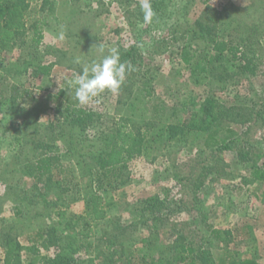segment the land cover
<instances>
[{"label": "rangeland", "instance_id": "rangeland-1", "mask_svg": "<svg viewBox=\"0 0 264 264\" xmlns=\"http://www.w3.org/2000/svg\"><path fill=\"white\" fill-rule=\"evenodd\" d=\"M187 1L177 14L184 1L170 0L151 24L140 20L141 0H27L25 36L11 50L0 48V264H5L7 239L21 243L18 264H32L28 235L51 228L61 237L71 264L72 257L78 259L76 264H88L93 256L96 264H103L111 237L148 251L142 239L149 237L150 229L139 224L140 208L145 199L155 196L164 202L157 207L162 220L152 226L161 239H168L176 228L195 247L211 252L215 264H239L245 258L264 264V180L246 183L250 164L237 156L245 146L253 159L262 161L259 151L264 144V120L258 112L264 101V0ZM177 18L179 28L187 24L198 28L194 25L198 20L216 23L218 37L232 42L246 37V42L254 44L242 53L243 60L232 62L227 56L210 62L205 70L198 68L201 58L191 65L181 60L180 44L151 56V48L163 46L158 42H170L171 24ZM38 24L44 40L33 52L29 44ZM187 42L199 52L206 48L202 39ZM97 43L105 45L104 54L93 47ZM133 45L145 57L142 71L132 79L127 75L117 93L105 91L87 105L79 104L69 82L82 64L100 60L108 48L130 49ZM245 57L251 61L248 69L241 67ZM77 58L81 64L75 63ZM48 62L54 63L49 74L36 71L40 63ZM147 86L153 90L152 96H144ZM17 91H27L30 96L18 98ZM207 97L217 100L232 118L248 122L244 125L220 118L211 123L210 132L192 130L184 137L168 139V124L186 118L197 120ZM161 103L167 109L155 112ZM66 107H81L90 115L69 118ZM22 108L27 113H21ZM116 122L145 134V150L111 177L108 217L96 226L89 240L92 246L82 247V240L72 230H65L64 224L59 225L54 212H82L83 202L74 199L80 187L83 192L92 189V176L79 163L84 161L82 167L91 166L95 171L94 155L104 146L102 134L110 127L116 129ZM213 131L219 140L217 147L208 138ZM233 138L239 142L233 143ZM26 140L33 141L32 145L52 140L62 155V164L46 189L48 199L56 202L46 209L36 187L42 183L21 175L24 162L36 159ZM208 225L231 230L229 240L211 237ZM102 235L106 238L101 241ZM39 251L56 257L53 244L47 249L40 246Z\"/></svg>", "mask_w": 264, "mask_h": 264}, {"label": "trees", "instance_id": "trees-1", "mask_svg": "<svg viewBox=\"0 0 264 264\" xmlns=\"http://www.w3.org/2000/svg\"><path fill=\"white\" fill-rule=\"evenodd\" d=\"M170 0H152L151 6L154 10V17L150 22L153 24L156 19H159L164 7ZM181 0H179L180 2ZM184 1V6L178 9L175 13H180L181 9L186 8L188 1ZM203 3H207L210 0H201ZM48 0H45V3ZM28 2L27 0H0V48L5 50H11L21 37L25 36L28 30ZM139 17L141 21H144V14L139 11ZM182 17V16H181ZM177 22L171 24V39L170 42L164 40L158 42L159 45H163L159 49L157 47L151 48L149 50L151 56L158 54L159 50L164 48L163 51L167 50L170 46H178L180 51L181 60L185 64H192L197 58H201V65L198 64V68L206 69L207 65L212 61H218L222 58L228 56V59L232 62L241 61L244 59V54L247 49L252 48L253 42H246L247 38L242 37L240 41L232 42L229 39L223 37H218L215 28L217 24H209L207 22L198 20L194 25L198 28L192 27L187 24L186 27L179 28L178 18ZM256 28V27H255ZM256 30V29H255ZM254 30V31H255ZM187 39L199 40L202 39L206 45L202 51L199 49L193 50L192 44L187 42ZM44 40V33L41 26L35 25L33 30V35L30 41V48L35 49L33 52H37L38 48ZM183 43V44H181ZM169 46V47H168ZM153 47V46H152ZM121 62H131L137 69L134 72L128 74V79H132L137 76L138 73L142 71L144 65V55L138 53V47L133 45L130 49L120 48L119 50ZM175 51H172V55ZM246 62L241 64L243 69L250 68V59L246 57ZM54 63H40L37 66V72L42 74H49ZM215 67H212L213 70ZM130 75V76H129ZM144 92H146L145 97L152 96L153 90L151 87H145ZM19 92V91H17ZM30 96L27 91L19 92L17 97L22 98L23 96ZM260 104V111L258 116H261L264 120V101ZM222 105L217 102V100L207 97L202 102V109L197 114L198 119L191 120L186 118L183 122L172 121L168 124L166 129V136L168 139L184 137L193 131H207L210 132L211 123L216 119H228L235 122H241V124L246 125L247 120L238 121L232 118V114L226 110H222ZM219 107L220 110L215 111V108ZM167 106L164 104H158L155 106V112H164ZM21 113H27L26 109H21ZM65 111L68 113V117L72 118L75 116L77 119L82 117H89L90 113L81 107H66ZM174 115L176 112L173 113ZM239 116V114H237ZM77 119V120H78ZM209 120V121H208ZM115 127H110L108 132L102 134L104 139V146L102 150L94 155V159L97 163V168L92 169L88 166L86 168L82 167V162H80L81 169L86 172V174L91 173L92 178L90 179V186L92 189L90 191H84L82 187L77 189V196L75 201L81 200L84 204L83 210L80 213H72L68 215L67 209H59L55 215L59 218V225L64 224L65 230H72L79 240H82V247L92 246L90 239L94 236L95 228L98 223L108 217V193L109 187L111 185V177L118 174L119 169L129 163L136 157L141 156L145 150L146 136L145 134H138L130 128L126 123L116 122ZM233 132V130L231 129ZM59 134L62 136L63 131L59 130ZM235 134V131L232 135ZM231 135V136H232ZM241 136V135H240ZM208 138L215 143L217 147L219 145V140L215 137V131L208 135ZM232 142L238 143V139H232ZM32 145L34 142L27 141L25 144ZM240 145V144H239ZM214 146V147H215ZM225 147H228L226 145ZM26 148V146H25ZM32 154L36 155V159L32 163H25L22 166L21 175L32 176L37 180V183H42V186H37L39 188V195L41 204L46 209L54 201H50L46 195V189L49 184L48 180L52 178L54 171L59 169L62 164V155L57 151L54 141L43 142L39 141L31 146ZM262 157L261 163L251 156V151L248 148L242 147L237 151V156L243 161L249 162L250 169V179L246 180V183L251 181H263L264 180V144L263 149L259 151ZM28 161V159H27ZM85 178V174L82 176ZM103 180V182L101 181ZM47 183V184H44ZM79 184V183H77ZM25 199V197H24ZM23 199V200H24ZM66 205V204H65ZM164 205V202L159 199V197H149L143 201V206L140 208V220L139 224H143L145 227L150 229L149 237L142 239L147 243L148 251H143L142 249L137 250V248L124 242V240L119 241L116 237H111L108 243L105 245L106 253L105 258L102 260L103 264H215L211 252H207L202 247H195L192 241L187 240V237L182 234V232L176 228L170 233L168 239H161L159 234L152 228V226L157 227V223L162 220L158 208ZM68 206V205H66ZM158 207V208H157ZM16 208L20 209V205H16ZM210 229V236L218 239L219 241H228L231 235V230L219 229L208 225ZM55 229L51 228L48 231L36 230L29 234L28 237L31 239L32 244L27 246V253L32 260V264H37L39 262H44V264H71L69 260L68 251L64 249V243L61 241V237L55 235ZM8 238V237H7ZM106 238L102 235V239ZM85 241V243H84ZM39 243V244H38ZM6 250L4 263L5 264H18L21 261V243L16 239H7L5 242ZM53 244L56 248V257L49 258L46 255H42L39 251L40 246L47 249ZM100 244L96 247L99 249ZM96 250V249H95ZM93 250V251H95ZM99 258V255L98 257ZM96 257H89L88 264H96ZM73 264L78 263V259L72 257ZM239 264H262L254 258H245L239 262Z\"/></svg>", "mask_w": 264, "mask_h": 264}, {"label": "clouds", "instance_id": "clouds-1", "mask_svg": "<svg viewBox=\"0 0 264 264\" xmlns=\"http://www.w3.org/2000/svg\"><path fill=\"white\" fill-rule=\"evenodd\" d=\"M141 10L145 23H150L155 15L150 0H141ZM60 38L63 39V35ZM93 47H96L99 53H105L103 43L94 44ZM75 63L82 62L77 58ZM136 70L131 62H121L118 48L111 47L100 60L84 62L81 70L69 82V86L74 89L79 104L87 105L105 91L117 93L125 83L127 75Z\"/></svg>", "mask_w": 264, "mask_h": 264}]
</instances>
